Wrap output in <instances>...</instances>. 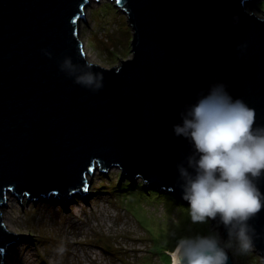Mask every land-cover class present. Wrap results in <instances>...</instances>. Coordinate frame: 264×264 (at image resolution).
Listing matches in <instances>:
<instances>
[{
	"label": "water",
	"instance_id": "95a60500",
	"mask_svg": "<svg viewBox=\"0 0 264 264\" xmlns=\"http://www.w3.org/2000/svg\"><path fill=\"white\" fill-rule=\"evenodd\" d=\"M91 1L0 0V264L29 236L6 225L8 194L66 205L88 193V176L116 167L188 205L176 165L190 147L173 125L214 78L264 124V11L247 10L254 0H113L133 30L132 57L109 68L88 60L80 37ZM65 56L102 72L103 89L74 84L59 70ZM250 223L264 259V209Z\"/></svg>",
	"mask_w": 264,
	"mask_h": 264
},
{
	"label": "rangeland",
	"instance_id": "374dc122",
	"mask_svg": "<svg viewBox=\"0 0 264 264\" xmlns=\"http://www.w3.org/2000/svg\"><path fill=\"white\" fill-rule=\"evenodd\" d=\"M246 8L262 15L264 0ZM80 37L88 60L104 67L132 57L133 30L113 0L90 2ZM88 180V193L73 195L66 205L56 195L30 201L8 194L6 225L31 237L9 248L5 264H171L176 238L216 230L224 236L213 222L193 223L188 205L171 194L121 178L119 168L98 169ZM229 253L235 264H264L254 248Z\"/></svg>",
	"mask_w": 264,
	"mask_h": 264
},
{
	"label": "clouds",
	"instance_id": "9594fccd",
	"mask_svg": "<svg viewBox=\"0 0 264 264\" xmlns=\"http://www.w3.org/2000/svg\"><path fill=\"white\" fill-rule=\"evenodd\" d=\"M232 22L240 17L233 14ZM244 50L247 44L236 45ZM43 53L51 57L47 49ZM236 59H239V54ZM59 70L73 83L92 93L104 87L102 72L91 64L74 63L65 56ZM228 85L214 78L207 89L186 103L173 133L184 138L189 154L177 163V182L193 223L215 222L207 235L176 238L171 264H228L229 252L246 254L260 237L250 221L264 209V124L256 123L255 111L242 98H233ZM226 237V239H225Z\"/></svg>",
	"mask_w": 264,
	"mask_h": 264
},
{
	"label": "bare ground",
	"instance_id": "6f19581e",
	"mask_svg": "<svg viewBox=\"0 0 264 264\" xmlns=\"http://www.w3.org/2000/svg\"><path fill=\"white\" fill-rule=\"evenodd\" d=\"M83 21V20H82ZM85 49V48H84ZM86 51V50H85ZM86 55L88 56V53L86 52Z\"/></svg>",
	"mask_w": 264,
	"mask_h": 264
}]
</instances>
